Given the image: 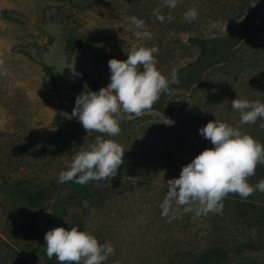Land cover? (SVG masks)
I'll use <instances>...</instances> for the list:
<instances>
[{
    "label": "rangeland",
    "instance_id": "1",
    "mask_svg": "<svg viewBox=\"0 0 264 264\" xmlns=\"http://www.w3.org/2000/svg\"><path fill=\"white\" fill-rule=\"evenodd\" d=\"M264 0H0V264H58L46 254L47 231L77 227L114 246L104 264H264V192L229 193L218 214L173 201L167 180L206 148L199 129L218 119L264 144V120L241 124L235 98L264 102V10L250 36L197 83L177 86L200 54L192 40L223 38ZM195 8V20L185 13ZM144 21L150 38L129 20ZM163 16L160 20L157 17ZM155 47L169 91L139 115L121 113L114 137L72 117L85 91L110 82L108 61ZM107 53L105 58L103 53ZM100 136L124 151L113 177L58 183L78 150ZM264 180V163L248 178ZM38 196L34 204L23 192ZM215 252L222 255L215 257Z\"/></svg>",
    "mask_w": 264,
    "mask_h": 264
},
{
    "label": "clouds",
    "instance_id": "2",
    "mask_svg": "<svg viewBox=\"0 0 264 264\" xmlns=\"http://www.w3.org/2000/svg\"><path fill=\"white\" fill-rule=\"evenodd\" d=\"M168 5L174 8L176 0H168ZM197 16L195 8L185 13L188 21ZM157 18L164 19L163 16ZM129 20L141 29L134 33L137 38L151 37L142 19L131 16ZM157 51L155 47L141 46L127 52L126 60L110 59V82L98 91L78 95L71 115L87 133L95 130L109 137L118 135L121 113L139 115L151 109L161 93L170 90L168 78L156 67L153 54ZM231 108L239 111L241 124L264 120V102L259 100L237 97L231 101ZM199 132L213 147L206 148L184 165L179 177L167 180L162 215L168 214L173 201L185 206L186 212L192 211L193 204H198L197 214H220L223 199L229 193L247 198L254 191L264 192V180L255 185L248 182L257 164L264 163V144L239 127L218 119L209 121ZM124 154L123 147L115 140L98 136L90 149L74 154L70 167L60 172L58 183L86 184L113 177L123 163ZM44 239L48 258L55 256L58 264H104L115 250L110 242L101 243L96 236L77 227H55L46 232Z\"/></svg>",
    "mask_w": 264,
    "mask_h": 264
},
{
    "label": "trees",
    "instance_id": "3",
    "mask_svg": "<svg viewBox=\"0 0 264 264\" xmlns=\"http://www.w3.org/2000/svg\"><path fill=\"white\" fill-rule=\"evenodd\" d=\"M263 10L264 2L255 10L246 14L237 25L227 27L226 35L223 38H199L192 40L199 47L200 54L197 60L185 70V75L178 80L177 86L181 85L186 87L197 83L205 70L229 59L231 52L250 36L254 23ZM103 55L105 58L107 57L106 52ZM152 107L164 111L163 106L158 101ZM23 193L28 203H35L34 200L38 196L28 190ZM221 255L220 252H215V257ZM211 259V256H206L201 261H198L197 264H207Z\"/></svg>",
    "mask_w": 264,
    "mask_h": 264
}]
</instances>
